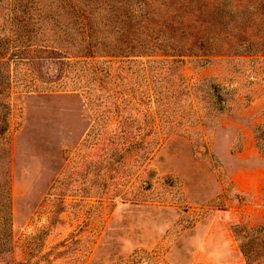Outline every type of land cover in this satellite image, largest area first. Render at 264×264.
<instances>
[{
	"label": "rangeland",
	"instance_id": "obj_1",
	"mask_svg": "<svg viewBox=\"0 0 264 264\" xmlns=\"http://www.w3.org/2000/svg\"><path fill=\"white\" fill-rule=\"evenodd\" d=\"M238 223L264 225V0H0L6 259L247 264Z\"/></svg>",
	"mask_w": 264,
	"mask_h": 264
},
{
	"label": "trees",
	"instance_id": "obj_2",
	"mask_svg": "<svg viewBox=\"0 0 264 264\" xmlns=\"http://www.w3.org/2000/svg\"><path fill=\"white\" fill-rule=\"evenodd\" d=\"M232 232L239 240V249L248 264H255L256 255L252 252L253 249H259L264 243L259 235L264 233V225L250 230L241 223L232 226ZM11 250V245L6 241L0 240V264H13L10 259H6L5 254ZM258 264V262H257Z\"/></svg>",
	"mask_w": 264,
	"mask_h": 264
},
{
	"label": "crops",
	"instance_id": "obj_3",
	"mask_svg": "<svg viewBox=\"0 0 264 264\" xmlns=\"http://www.w3.org/2000/svg\"><path fill=\"white\" fill-rule=\"evenodd\" d=\"M231 231H232V226H231ZM244 258V257H243ZM245 260V259H244ZM248 264V263H247Z\"/></svg>",
	"mask_w": 264,
	"mask_h": 264
}]
</instances>
